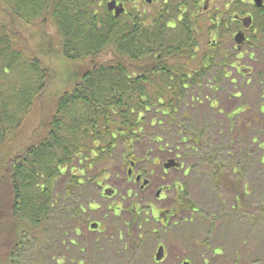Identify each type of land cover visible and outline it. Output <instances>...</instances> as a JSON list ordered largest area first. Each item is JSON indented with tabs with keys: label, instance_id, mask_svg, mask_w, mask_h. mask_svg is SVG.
<instances>
[{
	"label": "trees",
	"instance_id": "1",
	"mask_svg": "<svg viewBox=\"0 0 264 264\" xmlns=\"http://www.w3.org/2000/svg\"><path fill=\"white\" fill-rule=\"evenodd\" d=\"M111 1L0 0V6L14 19L30 27L53 29L64 60L76 68L64 79L65 89L54 97L42 134L19 146L14 156L0 164V236L10 229L16 237L9 255L11 264H16L28 244L36 247L35 264L44 262L42 249L48 250L47 240L53 234L50 227L61 214L74 226L63 230L57 239L64 249L76 246L70 232L76 237L82 216L88 209L92 211L90 203L84 208L77 199L86 203L81 191L86 184L98 183V178L87 176L98 171V177L104 178L121 147L119 171H126L127 183L128 170H135L138 164L139 139L155 135L165 123H182L178 113L195 89L207 83L217 91L230 70H237L241 54L237 47L243 44L207 43L214 39L210 37L214 31L219 40L228 36L230 42L234 31L218 21L212 24L206 13L198 12L205 0H160L152 6L143 0H115L125 8L118 18L108 11L106 5ZM227 3L223 10L230 14L237 4L231 9ZM218 6L215 2V9ZM242 10L244 15H254L252 29L257 36L251 39L264 40V16L259 15L264 13L247 2ZM228 20L225 23L229 24ZM9 27L0 20V153L10 151L8 148L24 137L51 79L49 70L16 41ZM182 121L187 119L182 117ZM185 135L183 129L181 141H190L199 150L209 146L208 140L194 132L191 140ZM153 142L162 144L157 137ZM206 163L215 165L210 178L214 187L236 190L230 180H224L221 166L210 158ZM68 176L60 198L57 185ZM236 192L235 213H249L247 193ZM176 194L173 214L185 213L195 219L201 212L192 199L189 201L185 186ZM57 198L72 209L66 206L62 210ZM126 212L141 222L137 204H131ZM170 226L167 223L166 229ZM41 252L43 259H39Z\"/></svg>",
	"mask_w": 264,
	"mask_h": 264
},
{
	"label": "rangeland",
	"instance_id": "2",
	"mask_svg": "<svg viewBox=\"0 0 264 264\" xmlns=\"http://www.w3.org/2000/svg\"><path fill=\"white\" fill-rule=\"evenodd\" d=\"M0 20L11 27L16 41L39 58L51 75L43 102L31 116L26 134L8 148L10 151L0 153V164H5L19 146L34 142L42 134L54 97L65 89L64 79L76 68L64 60L50 27L27 26L2 6ZM251 42L253 45H245L240 50L235 64L237 70H230L217 91L206 83L192 92L177 116L182 123H165L156 129L155 135L139 139L136 169L145 179L160 177L164 164L170 160L182 165V169L171 170L167 176L164 184L168 192L164 201L157 202L154 191L140 193L138 186L126 183V171H119L122 155L119 147L104 178L98 177V171L87 176L98 178L99 184L91 182L84 186L81 195L87 199L86 203L77 199L84 208L90 203L92 211L88 209L82 216L76 237L70 232L76 246L64 249L57 239L63 230L74 226L70 218L59 215L50 227L53 234L47 238L48 250L42 249L46 260L41 264H55L58 260V264H156L155 254L161 244L167 251L161 264H264V40L255 38ZM182 117L187 121H182ZM183 129L187 134L184 138L191 140L194 132L203 141L208 140L209 146L199 150L190 141H181ZM154 136L162 144L152 143ZM208 158L221 166L224 180L234 184L231 188L245 190L249 213H235L236 190L213 186L210 178L215 165H208ZM69 180L70 176L57 185L58 197ZM177 184L185 186L189 201L192 199L201 213L195 219L185 213L178 214L170 220L171 226L163 230L150 206L172 210L180 186ZM101 185H110L117 195L111 200L101 198ZM57 201L62 210L66 206L72 209L66 201L58 198ZM131 204H137L141 222H134L126 212ZM114 208L118 216L113 215ZM99 222L103 234L90 233L88 226ZM9 230L0 236V264H11L9 255L16 237ZM43 252L39 259H43ZM35 253L36 247L28 244L18 254L16 264H35L34 260L38 259ZM61 257L66 261L60 260Z\"/></svg>",
	"mask_w": 264,
	"mask_h": 264
},
{
	"label": "flooded vegetation",
	"instance_id": "3",
	"mask_svg": "<svg viewBox=\"0 0 264 264\" xmlns=\"http://www.w3.org/2000/svg\"><path fill=\"white\" fill-rule=\"evenodd\" d=\"M143 2L149 6H152L154 4H158L160 2V0H143ZM215 2H219V6L218 8L216 7L215 9ZM229 2L231 5V9L234 8L233 5L237 4V8H235V11H232L231 9V13L229 14L228 11L226 13H224L223 10V4L224 3ZM243 2H247L249 4H251L254 9L258 10L259 12H263L264 13V0H263V7L262 8H258L256 7V4L253 0H205V5L203 6V8L198 11L199 13H206L208 15L209 19H212L211 23L215 24V21H218V23H223L225 24V29L227 30H231L234 31L233 35L231 36V40L230 42L228 41V36L226 39H220L218 38L217 32H215L214 35L210 36V37H214V39L209 40L207 43H211V41H215V42H219L220 44H223V46H227V45H234V44H238L235 40L236 36L239 33H242L245 36V40L243 42L242 47L239 48V46L237 47V51H240L243 49V46L245 45H251V37L252 35H256L257 36V31L252 29L253 27V21H254V15L252 14H246L244 15L243 10H242V4ZM119 4V3H118ZM228 4V3H227ZM227 4H225V6L227 7ZM221 6V7H220ZM260 17L262 18L264 16V14L260 13L259 14ZM227 18L229 19L228 21L230 22L229 24L225 23V19L227 21ZM250 20V21H249ZM218 31V30H217ZM259 38V37H258ZM232 41V42H231ZM234 43V44H233ZM241 52V51H240ZM178 161V160H177ZM179 164V163H178ZM165 165L163 166L162 174L160 177L155 176L153 178H149V179H145L143 177V175L138 172L136 169H130L128 170V182L131 181L129 184L134 186H138L140 193L141 192H145V191H154L156 192L155 196H156V201L157 202H162L164 201V199L166 198L167 192H168V187L165 186V180H167V176H169V173L172 171H177L178 169H182V165L179 164L178 166L171 168V169H166ZM133 168V167H132ZM140 177L139 180H137ZM133 178V179H132ZM153 179L155 181H153ZM134 180V181H132ZM147 182V183H146ZM163 182V184H162ZM160 183V184H159ZM158 184V185H157ZM178 186L180 184H177ZM177 185H174L175 188ZM182 188L183 190V186L182 184L179 186ZM101 189V198H105V199H109L111 200L113 197H115L117 194V191L112 189L110 185L108 186H104L101 185L100 186ZM107 193H111L110 196L107 195ZM94 204V202H93ZM150 207H152V209L154 210V213H157V224H159L163 230H166L167 227V223L170 224V220L175 216L173 214V209L172 210H163L162 208H157L156 205H151ZM110 209V208H109ZM116 209H118L116 207ZM116 209H114V213L116 212ZM151 209V208H150ZM114 215V214H113ZM117 215V214H116ZM133 221L134 222H140L139 218L136 219L135 217H133ZM154 221V220H153ZM155 223V221H154ZM102 224L99 223H91L89 227L90 233H98V234H103V227L101 226ZM91 226H95V228H92ZM161 247H163L164 249V253L162 256L161 261L156 262V264H161L164 262L165 258H166V246L164 244H161L159 246L158 249H160ZM183 264H186V262H184Z\"/></svg>",
	"mask_w": 264,
	"mask_h": 264
},
{
	"label": "water",
	"instance_id": "4",
	"mask_svg": "<svg viewBox=\"0 0 264 264\" xmlns=\"http://www.w3.org/2000/svg\"><path fill=\"white\" fill-rule=\"evenodd\" d=\"M256 4V7L257 9L258 8H262L263 7V0H253ZM107 8H108V11L113 13L116 18L120 17L122 14L125 13V8L122 4H117V2L114 0V1H111V3L109 2L107 5ZM250 21V20H249ZM236 42L241 45L244 40H245V36L242 34V33H239L236 38H235ZM178 166V164L175 162V160H170L168 161V163L165 165V168L166 169H171V168H174ZM140 177L137 179L139 180ZM147 183V182H146ZM108 196L111 195V193H107ZM92 228H95V226H91ZM162 256H163V248H160L158 254H156V261H161L162 259Z\"/></svg>",
	"mask_w": 264,
	"mask_h": 264
}]
</instances>
